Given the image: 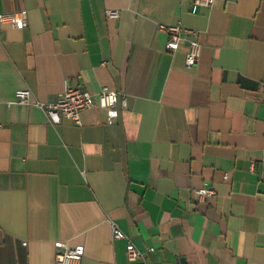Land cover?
<instances>
[{
  "label": "crops",
  "instance_id": "0c3cea01",
  "mask_svg": "<svg viewBox=\"0 0 264 264\" xmlns=\"http://www.w3.org/2000/svg\"><path fill=\"white\" fill-rule=\"evenodd\" d=\"M19 10L0 22V264H54L56 241L79 264H129V242L143 264H264V0H0ZM177 20L192 68L158 27ZM65 81L127 106L110 118L93 95L78 126L11 103Z\"/></svg>",
  "mask_w": 264,
  "mask_h": 264
},
{
  "label": "built area",
  "instance_id": "2783aa9c",
  "mask_svg": "<svg viewBox=\"0 0 264 264\" xmlns=\"http://www.w3.org/2000/svg\"><path fill=\"white\" fill-rule=\"evenodd\" d=\"M213 1L194 0L196 4L206 7H210ZM106 14L109 18H117L119 11L108 9ZM26 17V10L3 12L0 13V22H12L19 27H23ZM158 27L167 33L165 49L169 52H174L179 48L180 44L186 43L188 49L185 54L184 65L188 68L196 66L201 52V42L197 39V31L186 27L180 20H177L174 24L160 23ZM93 95L97 98L98 106L104 108L110 118H116L119 110L127 106L126 95L109 86H102L96 94H91L81 86L71 84L68 81L64 82L63 89L54 100H38L33 98L29 88H20L15 91L11 103L37 106L46 113L51 123H59L62 118H69L74 124L80 126V111L95 105ZM195 193L199 199H202L213 195L214 190L197 188L195 189ZM112 229L114 239L126 237L115 223H112ZM83 254L84 248L82 245L69 246L66 242L56 241L54 264H79ZM126 255L129 264H143L142 252L131 242L126 246Z\"/></svg>",
  "mask_w": 264,
  "mask_h": 264
}]
</instances>
